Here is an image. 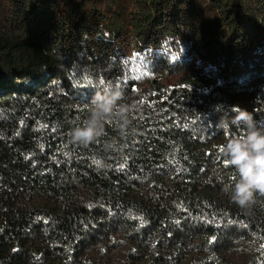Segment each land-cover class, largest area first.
I'll return each mask as SVG.
<instances>
[{"label":"trees","instance_id":"obj_1","mask_svg":"<svg viewBox=\"0 0 264 264\" xmlns=\"http://www.w3.org/2000/svg\"><path fill=\"white\" fill-rule=\"evenodd\" d=\"M106 87L133 131L72 143ZM237 104L264 126V0H0V264H264V196L221 191Z\"/></svg>","mask_w":264,"mask_h":264},{"label":"clouds","instance_id":"obj_2","mask_svg":"<svg viewBox=\"0 0 264 264\" xmlns=\"http://www.w3.org/2000/svg\"><path fill=\"white\" fill-rule=\"evenodd\" d=\"M87 107V117L70 129L72 143H94L104 135L108 123H115L121 136L133 131L130 113L134 106L125 102L121 88L106 87L97 91ZM216 111L222 113L216 128L226 138L221 148L226 157L224 162L234 170L233 176L221 184V191L241 209L248 208L258 196H264V126L255 119L253 112L238 104L228 109L218 105ZM232 128H238L240 132L233 134ZM112 147L111 142L106 144V148ZM92 164L97 169L105 167L99 156L92 159Z\"/></svg>","mask_w":264,"mask_h":264}]
</instances>
